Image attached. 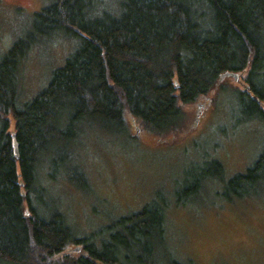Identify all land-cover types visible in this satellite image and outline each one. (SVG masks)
Listing matches in <instances>:
<instances>
[{"label": "trees", "instance_id": "1", "mask_svg": "<svg viewBox=\"0 0 264 264\" xmlns=\"http://www.w3.org/2000/svg\"><path fill=\"white\" fill-rule=\"evenodd\" d=\"M95 6V0H49L0 60V262L190 264L169 252L157 255L166 247L164 200L81 236L44 198L60 179L89 193L86 141L97 134L134 140L128 118L143 138L174 139L186 106L212 102L225 74L245 73L239 106L245 119L264 123V0H121L116 15H95ZM59 33L77 36L78 45L46 87L19 106L23 60L39 38ZM184 176L186 196L207 180H220L227 201L260 196L264 146L245 173L225 182L216 160ZM101 232L107 235L96 244ZM75 245L83 252L72 257Z\"/></svg>", "mask_w": 264, "mask_h": 264}, {"label": "rangeland", "instance_id": "2", "mask_svg": "<svg viewBox=\"0 0 264 264\" xmlns=\"http://www.w3.org/2000/svg\"><path fill=\"white\" fill-rule=\"evenodd\" d=\"M120 1L95 0V15L102 11L116 15ZM48 3L0 0V60L27 36L34 13ZM78 42L77 36L63 33L38 39L20 67L19 106L46 87L52 72L64 65ZM244 74L221 76L210 93L212 102L200 99L186 106L184 128L174 139L156 143L143 138L130 118L129 134L134 140L106 134L89 138L82 151L90 192L60 179L52 183L55 190L44 198L46 205L55 203L77 234L85 236L102 230L113 218L140 211L151 200H164L166 247L157 252L160 259L169 252L190 264H264V192L227 201L220 194V180H207L193 196L181 193L187 185L186 170H200L216 160L223 166L225 182L245 173L260 154L264 123L245 119L238 103ZM32 202L46 213V205ZM106 235L101 232L96 244Z\"/></svg>", "mask_w": 264, "mask_h": 264}, {"label": "flooded vegetation", "instance_id": "3", "mask_svg": "<svg viewBox=\"0 0 264 264\" xmlns=\"http://www.w3.org/2000/svg\"><path fill=\"white\" fill-rule=\"evenodd\" d=\"M76 246V245H75ZM80 247V246H79ZM75 248L73 247V250H74ZM75 251H77V250H74L73 252L75 253ZM83 251H80V250H78V253H82Z\"/></svg>", "mask_w": 264, "mask_h": 264}]
</instances>
